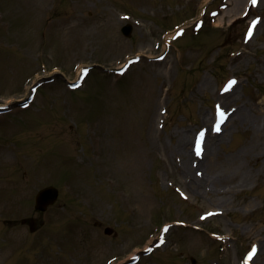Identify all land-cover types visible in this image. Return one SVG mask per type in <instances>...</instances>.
I'll return each instance as SVG.
<instances>
[{
	"label": "rangeland",
	"instance_id": "1",
	"mask_svg": "<svg viewBox=\"0 0 264 264\" xmlns=\"http://www.w3.org/2000/svg\"><path fill=\"white\" fill-rule=\"evenodd\" d=\"M247 2L0 0V103L14 102L0 114V264L122 263L163 223H171L166 243L136 264H241L254 244L262 250L253 262L264 264V167L257 166L264 159L259 150L254 165L251 146L264 145V0L242 18ZM254 16L260 22L245 40ZM179 26L185 33L170 40ZM81 66L90 72L70 90ZM228 76L239 85L222 105L237 100L244 117L209 137L221 187L206 183L196 193L178 171V145L186 137L191 153ZM39 81L34 101L21 108ZM233 158L255 169L229 190ZM196 170L205 172L190 175ZM48 185L58 198L38 212L34 195ZM223 195L227 202L217 199ZM210 209L222 214L200 220Z\"/></svg>",
	"mask_w": 264,
	"mask_h": 264
},
{
	"label": "bare ground",
	"instance_id": "2",
	"mask_svg": "<svg viewBox=\"0 0 264 264\" xmlns=\"http://www.w3.org/2000/svg\"><path fill=\"white\" fill-rule=\"evenodd\" d=\"M113 39H114V37H113ZM79 69H80V67H79ZM236 86H237V83L232 87V89L228 93H226L222 96L218 95V98L225 101L226 99H228L229 97H231L233 95V93L235 92ZM235 102H237V100H235ZM243 117H244L243 106L239 104L234 109V111L229 115V117L225 121V123H229L234 118H243ZM222 133H223V131L220 134H214V135L210 134L211 137H213V138H211V140L214 141L215 138L219 139L220 136H222ZM183 139L180 140L182 142L178 145L177 151L179 153V158L182 161L177 168H178L180 175H182L186 178H189L186 186L189 188V190L196 192V193L201 191V190H205L206 189L205 188L206 183L209 186V190H219V188L221 186L218 184L222 180L219 177V175L217 176V172L215 171V168H214V166L217 165L215 162V159H214V152L210 151L207 153L204 150L205 152L203 151V154L201 155V157L196 158L188 150V142H187L186 137ZM219 142H220V140H219ZM251 146L253 147V149H256V154L255 155L253 154L255 157V161H254V165H255L262 156L264 159V145L259 147L258 144L252 143ZM259 150L261 151L262 156L259 155ZM195 160H196L197 165H198V166L195 165V167H199L200 169L202 167L205 170V172L204 171L202 172L201 177L190 175L191 169L193 168L191 166V163ZM231 162H233L232 167H231V174H227L224 176H228V179L233 180L231 183H229V186L227 185V189L234 190L235 187L244 185L245 181L251 175H253L255 168L254 167L247 168L237 158H233ZM260 165H263V167H264V160L262 162H260L259 165H257V166L259 167ZM224 186H226V185L224 184L222 187H224ZM217 199L220 200V202H227L225 195L217 196ZM261 250H262V245L259 248V251H261ZM130 254H132V253H130Z\"/></svg>",
	"mask_w": 264,
	"mask_h": 264
},
{
	"label": "snow or ice",
	"instance_id": "3",
	"mask_svg": "<svg viewBox=\"0 0 264 264\" xmlns=\"http://www.w3.org/2000/svg\"><path fill=\"white\" fill-rule=\"evenodd\" d=\"M251 3L256 4L257 0H251ZM256 21L252 22V26H250L248 28V32H247V38H250L253 34V26H255ZM180 33L178 32L177 35H179ZM237 83V81L230 80L227 82L226 87L224 89H222V91H230L231 87L234 86ZM27 105H25L26 107ZM216 115H217V119H216V123L213 126V131L215 132H219L221 130L220 125L224 122V120L226 119V113L220 108V106H217V110H216ZM203 138H204V132L201 131L197 137H196V153L197 155L201 154L202 151V142H203ZM209 215H211V213H209ZM256 252V246L253 245L251 251L248 252V255L246 257V261L245 264H247V261L251 260L252 256L255 254Z\"/></svg>",
	"mask_w": 264,
	"mask_h": 264
},
{
	"label": "water",
	"instance_id": "4",
	"mask_svg": "<svg viewBox=\"0 0 264 264\" xmlns=\"http://www.w3.org/2000/svg\"><path fill=\"white\" fill-rule=\"evenodd\" d=\"M123 31L128 34L129 33V28H123ZM56 190L53 187H47L44 188L42 190H40L35 198V207L37 209H45V207L47 206V204L53 202V200L56 197ZM104 232L106 234H110L111 233V229L110 228H105Z\"/></svg>",
	"mask_w": 264,
	"mask_h": 264
}]
</instances>
